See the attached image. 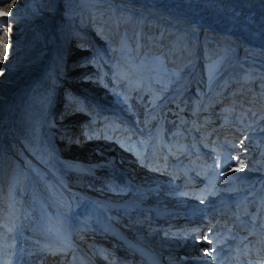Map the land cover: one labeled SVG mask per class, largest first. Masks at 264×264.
<instances>
[{
    "label": "rangeland",
    "instance_id": "1",
    "mask_svg": "<svg viewBox=\"0 0 264 264\" xmlns=\"http://www.w3.org/2000/svg\"><path fill=\"white\" fill-rule=\"evenodd\" d=\"M121 1L63 0L54 32L49 24L52 0L0 2V14L9 13L0 15V21H6L0 23V137L13 107L19 117L0 144V264H20L21 257L30 255L33 264L47 262L42 237L34 234L33 226L44 211L34 198L32 183L36 181L45 196L59 192L44 171H37V161L57 172L65 186L94 196L110 212L115 227L126 234L140 231L145 242L158 234L159 224L145 221L152 215L150 209L178 212L186 203L211 209L219 202L241 199L233 206L230 227L234 219L245 222L247 217L250 226L258 221L260 208L264 210V205L252 203L264 185V33L245 26L241 15L218 1L171 0V6L160 11L150 10L147 1L141 2L143 7ZM201 4L206 7L197 9ZM109 13L115 14L116 24ZM138 13L145 19L137 32L133 16ZM103 14L108 18L95 19ZM156 18L166 26L161 28ZM196 22L205 25L204 33L193 27ZM233 34L261 52L243 54ZM108 42L118 43L113 45L118 48L107 51ZM37 75L41 77L33 81ZM210 93L229 139L222 138L226 134L218 129L221 123L208 132L205 123L212 110L199 115L200 103ZM242 99L246 105L243 102L237 114ZM161 120L162 141L157 145L176 164L171 180L165 181L145 162ZM82 147L95 149L91 158L81 154L72 159L67 152ZM188 147L192 160H180ZM100 151L111 158L110 169L79 174L56 163L61 158L73 164L102 163ZM129 151L136 155L133 163L116 156ZM128 165L133 170L125 173ZM186 168L198 181L192 191L204 193L197 199L185 189L177 204L171 200L176 197L173 192L161 189L175 185ZM124 204L147 205L149 210L142 214ZM20 225H26L25 230ZM90 241L92 256L98 242ZM111 245L112 257L120 258V247ZM181 258L178 254L171 261L177 264Z\"/></svg>",
    "mask_w": 264,
    "mask_h": 264
},
{
    "label": "bare ground",
    "instance_id": "2",
    "mask_svg": "<svg viewBox=\"0 0 264 264\" xmlns=\"http://www.w3.org/2000/svg\"><path fill=\"white\" fill-rule=\"evenodd\" d=\"M19 1L21 4L25 3V1L28 2V0H24V1L19 0ZM62 1L63 0H52L53 9L49 17V24H50V28H52V32H54L56 22L61 16L60 5ZM143 1H147L149 3L148 8L153 11H160L166 8L168 5L171 6L170 3L171 0H122L121 2L125 3L127 6L136 4V6L143 7V4L141 3ZM173 1H178V0H173ZM211 1H218L222 4H226L227 6H229V8L237 12L239 16L240 15L242 16L243 23L245 24V26L254 28L258 33L260 32L264 33V7L260 6L262 0H211ZM190 3L193 2L191 1ZM198 6L199 8L197 9L199 10L203 7H206L205 4H201ZM160 14L159 16H163V13ZM110 15L112 16L111 17V19L113 20L112 22H114L115 14L112 15L109 13V16ZM107 16L106 14H103L102 16H96L95 19L103 20V18ZM133 17L135 18L134 28L138 32L140 30L141 25L143 24V20L145 19V16L144 15L141 16L138 13L135 14V16ZM155 22H157V24L162 23L161 25L163 26H161V28L166 26L163 20H160L158 18L155 19ZM71 23L72 21L68 22L67 24L68 27L71 26L70 25ZM113 24L116 23L114 22ZM118 26L119 24L117 23V29L120 27ZM194 26L197 27L199 30H202V33L205 32L204 31L205 25H203L201 22H196L195 24H193V27ZM223 26H226V24ZM223 26H220V28H223ZM114 28L116 27L113 26V29L111 30L114 31L115 30ZM232 37L238 40L239 43L241 44L239 45V48H240V52H242L243 54L250 53V50L253 49H256L254 51L256 53L261 52L260 51L261 49L260 50L257 49L258 47L256 46V44H253L248 40L245 41L244 40L245 38L236 36L234 34ZM115 44L114 43L112 44L110 42L106 43V45H108L106 46L107 51L118 48V46H113ZM82 51L83 50L78 49V52H82ZM74 55H78V54H74ZM188 65L189 63L187 62L183 68L187 69L186 67H188ZM211 70H213V68ZM220 71L219 74L222 73V71L221 72ZM40 77L41 76L39 75L35 76L33 78V81L38 80ZM58 80L61 79L58 78ZM33 81L31 80L29 83L26 84L25 87L29 86V84H31ZM207 97L208 100L206 102L200 103L198 112L200 113L199 114L200 116H204L206 114H209V112L212 110V112L210 113V117L206 119V123H205L209 132L213 129H216L218 123L222 124L223 120L221 121V117L218 115L220 113L217 110H214L215 109L213 105L214 101L212 99L214 97L213 93H210V95H208ZM243 102L244 99L238 101L237 114L241 112V107L243 105ZM244 104L246 105L245 102ZM16 113L17 112L15 110V107H13V109L7 115V119L1 125L2 135L0 137V144L5 143L7 141L9 134L17 126L19 117H17ZM106 115L107 114L104 113L103 116L104 121L105 120L107 121L109 118ZM111 121L112 119H110V122ZM123 125H125V123ZM123 125L121 127H123ZM212 126L213 129H210ZM222 127L223 124L220 126V128L218 127V129H222ZM235 129H236L235 131H237L239 134V132L242 131V126H238ZM221 131H223V129ZM162 134H163V120H161V122L157 124L155 128L153 141L156 144L154 145L153 151L148 153V155L146 156L145 162L149 163L148 167L150 170L158 171L160 173V177L162 176V178H164L165 181V180H171L172 174L175 172L176 169L175 168L176 164L171 159H169V157L166 156L167 153L162 152L163 149H161L160 147L161 144L157 145V142L162 141ZM223 135L224 137L222 138L225 137L228 138L229 136L228 130H226V128H224ZM106 149H108V151L111 152L113 151L112 148L107 147ZM93 150L95 149L90 147L88 148L82 147L77 149L73 148L71 150H68L67 152L72 154V159H76L78 155L81 154L87 155L91 158L90 152H93ZM55 152L57 153L58 151L56 150ZM100 155L102 156V159H105V162L101 163L100 161L99 163H92L88 165L82 163L73 164L71 160L69 161L67 159L61 158L59 160H56V163L64 171H75L78 172L79 174H86V173L88 174L90 173V171H92V169H103V168L104 170L110 169L112 165V163H110L111 158L107 157V153L105 152L100 151ZM191 155L192 154L188 147V150H186L181 156H179L180 157L179 159L182 160L184 158V159L192 160ZM116 156H118V158L120 156H124L122 160L130 159L129 164L133 163V161H135L136 159V155L132 151L124 152V153L118 152ZM36 165L38 168L37 171L38 172H41V170L44 171L46 173L47 180L53 183L54 185H56L57 186L56 190L57 192H59L57 194L52 193L51 196H45L41 192L37 182L35 181L32 183L33 192L35 190L37 191V193L34 194V198H36L39 206L44 211L42 216L37 221V224L33 226L35 227L34 234L36 235V237H42L41 248L43 249L44 256H46L45 259L47 260V262L49 260H52L53 264H68L69 262H73V264H145L139 260V252L137 251V249L143 248L152 253L158 254L163 260L170 262L168 264H175L172 258L173 256H176L178 254H180L181 256L184 255L183 256L184 258H181L177 264H195V263L211 264V259L215 258L214 256H212V254L216 250L220 251L219 252L220 255L222 253H226L225 251L233 250L234 252H236L239 248H245L246 254L251 253L254 257L260 259L259 264H264V239H262L260 236L258 237L255 236L254 238H252L250 235L249 236L244 235V232L248 227L245 226L242 219H239V221L234 219L235 222H233V224L234 225L236 224L237 227L235 232L232 233L231 239L233 238H237V239L231 240L227 237L228 235L224 234V231L222 232L223 226L225 224L228 226V223L230 222L231 218L235 213L233 206L239 203L241 199L231 200L229 202H226L225 205L222 204V202L221 203L219 202L215 207H212L211 209H205L204 207L205 205L203 204L202 206H197L198 204L188 205V203H186L185 205H183L184 211L180 210L178 212L173 210L162 211L160 209L149 210L147 205H141V204H124L123 206H129V208H133L142 214L148 209L149 211H151L152 215L148 216V218H146L145 221L149 224L151 223L159 224L157 225L158 234L155 237H153L149 242H145L143 240V236L140 234V231L137 232L132 230L126 234L120 231L118 227H115L113 222L111 221L112 222L111 223L109 221L108 216L110 215V212L106 211L102 206L98 205L97 202H95L94 200V196L83 194L82 192L74 190V188L72 187L65 186L62 183L63 180L62 181L60 180V176L57 174V172L52 170V168L42 165L38 161ZM125 170H126L125 173H129L133 169L128 165ZM162 173L164 175H161ZM187 173H188V169L186 168L185 175L183 176L184 173H181L175 185L161 189V191H166L169 193L173 192V195H175L176 197L174 199H171L172 202H176L177 204H180V202L183 200V198L180 197L185 193L184 192L185 189L191 190V193L186 195H193V197L197 199L202 197L204 192H200V191L193 192L194 190L192 191V186L198 183V181H196V179L194 178L195 175H193L192 173L191 175ZM103 178L109 179L108 176H103ZM218 200L222 201L219 198ZM252 201H253L252 202L253 205H257L258 203L264 205V185L258 187V191L256 195L253 197ZM261 205H257V206L261 207ZM222 206H224L225 210L222 209L223 212L217 213L219 210H221ZM260 210H261L260 212L262 213L263 208L261 207ZM215 212L217 213L215 214L217 215V217L214 222L211 221L212 223L211 228L214 230V228H216L217 225L218 227L214 231L212 230L210 231L208 229V233H205V234H209L208 241L206 239L192 240L194 238L193 236L190 237L189 239L190 241L187 240L189 235H192L191 234L192 229H194L195 227L199 229V227H202V225L208 222L210 219L212 220V217L215 216L213 215V213ZM1 213H0V217L1 215H4V212ZM209 217L211 218L208 221H206V219H208ZM263 218H264V214L260 216L259 219L261 220ZM54 225L56 229L51 230L52 226ZM20 226L25 230L26 225H20ZM175 228L176 230H173ZM175 232L184 233L185 238H181L180 234L174 235ZM131 235H136V237L134 239H131L132 237ZM91 238L97 240L98 243L95 245L98 247V249L100 248V251L96 252L97 254L92 253L93 254L92 256L95 255L96 258H92L91 254L88 251L89 250L88 244L91 242L90 241ZM218 239L219 242L223 244L216 245L215 247H213V245L216 243ZM111 244H116L118 245V247H120L122 254L121 257L123 258L112 257V255L114 254L112 249L113 247ZM206 245H208V248H210L207 251L205 250ZM248 247L254 250L251 252L248 250ZM169 248H172V250L171 249L169 250ZM221 248L223 249L220 250ZM129 256L130 258L128 259ZM57 259H59L58 262ZM47 262L44 264H48ZM33 263H34V259L33 257H31V255L24 258L21 257L20 264H33Z\"/></svg>",
    "mask_w": 264,
    "mask_h": 264
},
{
    "label": "snow or ice",
    "instance_id": "3",
    "mask_svg": "<svg viewBox=\"0 0 264 264\" xmlns=\"http://www.w3.org/2000/svg\"><path fill=\"white\" fill-rule=\"evenodd\" d=\"M0 2H3V0H0ZM0 15L7 16V15H9V13H3V14H0ZM4 22H6V21H0V23H4ZM5 35H7V33H5ZM4 56L5 57L7 56V46L6 45H5V49H4Z\"/></svg>",
    "mask_w": 264,
    "mask_h": 264
}]
</instances>
